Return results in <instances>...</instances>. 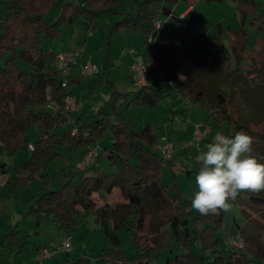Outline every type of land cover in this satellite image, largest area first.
Returning a JSON list of instances; mask_svg holds the SVG:
<instances>
[{
	"label": "trees",
	"instance_id": "16d2710c",
	"mask_svg": "<svg viewBox=\"0 0 264 264\" xmlns=\"http://www.w3.org/2000/svg\"><path fill=\"white\" fill-rule=\"evenodd\" d=\"M176 1L178 0H139L137 11L134 14L120 13L121 18L113 23L110 33L121 29L138 33L147 52L155 53L166 79L171 80L170 85L176 92L184 99L189 98L191 102L198 103L205 111V122L210 124L211 129H221L227 123L229 137L240 130L247 132L254 138L252 154L259 162L264 163V131H254L248 118L241 114L242 111L235 117L228 110L229 100L225 96L217 94L213 97L203 88L193 90L189 81L177 78L181 51L182 59L190 65L212 73L215 79H225L223 82L229 83V91L235 86L241 92L248 83L253 84V88L259 86L264 90V45L251 56H242L244 44L239 40L242 34L239 30L236 32L238 38L232 47L236 64L247 60L248 66L243 68V74L233 79L234 85L227 80L230 75L225 69L228 55L219 38L205 34L193 38L188 31L178 32L171 36L170 48L157 54L153 45L147 42V37L155 33V20L162 14L169 13L165 4ZM3 3L6 9L0 19V154L13 158L22 147L32 124L42 120L49 129L61 130L64 124L69 126L60 133H48L47 129L34 139V149L23 164V167L30 170L27 178L40 173L46 179L44 170L53 161L63 158L58 150L60 146H66L67 152L72 156L79 148L95 146L106 132H109L111 142L103 150L105 157L120 164L118 171L110 173L94 168L92 175L81 177L79 182L74 180L72 171L62 168L64 177L57 188L31 198L26 213L36 219L37 225L43 221H53L63 228H70L76 223V216L73 214L76 207L82 206L86 211L90 207L86 198L92 191L104 190L109 193L117 187L123 196L129 198L127 214L121 227L125 225L130 232L136 228L137 199H142L152 210L147 226L151 241L144 256L157 258L159 255H166L165 264H247L264 258V253L248 246L240 257L234 258L230 250L221 247V240L216 236L226 213L202 216L191 208V200L188 202L183 199V192L175 178L168 185L161 182V154L156 147L157 137L152 126L145 123L137 131L135 125L126 119L121 110L122 103L118 100L129 92L118 91L113 80L108 77L106 79L113 88L112 99L99 106L90 120L77 118L73 126L68 124L72 121H68V113L63 108V98L67 91L60 84L54 51L42 48V41L45 39L52 42L58 37L61 26L83 16L89 26L94 27L100 14L114 13L118 0H84L79 5L64 3L54 20H47L45 17L52 0H3ZM159 40L160 32L154 44ZM238 78L243 85H237ZM156 83L152 79L147 91L140 90L132 100L156 106L161 96L167 94L166 87L169 86L165 84L161 88ZM47 88L50 89L49 95L46 93ZM115 93L117 96H114ZM50 102L57 106L55 114L35 110V107ZM259 102V119H255L256 123L264 121V98ZM72 128H75L73 134ZM4 165L5 163L0 164V168ZM246 194L247 199L242 201L241 211L247 217L243 204L264 206V192ZM238 200L239 196L235 201ZM108 235L111 242L118 246L111 253L114 264H148L142 261L143 255L125 256L120 249V238L114 232L108 231ZM10 236L11 234H5L0 245L18 244L17 237ZM193 242L199 244L202 255L193 248ZM176 243L181 245L182 251L173 254V245ZM207 253H211L212 257H206ZM249 254L251 257L248 258ZM67 264H87V258L78 257Z\"/></svg>",
	"mask_w": 264,
	"mask_h": 264
},
{
	"label": "rangeland",
	"instance_id": "374dc122",
	"mask_svg": "<svg viewBox=\"0 0 264 264\" xmlns=\"http://www.w3.org/2000/svg\"><path fill=\"white\" fill-rule=\"evenodd\" d=\"M4 11L5 6H3L1 13L4 14ZM57 15L55 5L46 14V19L49 20V18L53 17L54 20ZM113 17L118 16L111 12L102 13L97 18L98 24L101 25L98 30L94 27L88 28L83 22L82 17L76 19L74 22L76 29L73 37L74 40L71 44V47L75 49L73 52L75 55H80L83 63L94 64L99 69L98 73L83 77L79 82L71 86L77 103L82 108L83 120H90L95 110L111 98L113 88L110 82L106 80L107 77L114 81L118 91L122 93L129 92L119 97L118 100V102L121 101L122 103L121 110L123 114L128 121H131L135 125L137 131H140L145 123H150L158 137L157 145L162 144L166 140L172 145V159L165 162V167L161 163L163 170L162 182L168 185L170 180L175 178L183 192V199L189 202L197 190L195 176L198 173L200 162L196 158L202 151L197 150L198 152L196 151L197 153H195L191 149L189 150L190 147L184 150L181 147L187 141L184 138V132H175V128L173 127L180 126L183 128L190 122L194 124L201 119H205L206 115L198 107L197 103L191 102L184 104L182 96L171 85L168 86V93L161 96L156 106L152 107L135 99L132 100L140 92L141 86L135 83L133 77L130 80L129 72L124 67L120 68L123 71V75L119 77V71L113 69L116 67V65L114 66L116 57L114 59L112 54H110V59H108L106 55ZM111 18L112 22H110ZM108 21L110 22V26L107 24L108 27L105 30L106 26L103 24L104 22L108 23ZM70 35L71 33H68V24H66L60 28V33L56 39L52 42L43 39L42 44L48 42L49 44L54 43L57 49L68 48ZM153 48L159 54L170 48V42L168 39H165L162 42L154 44ZM179 54V67L177 69V78L179 80H187L193 90L203 88L205 92L213 97L217 94L225 96L229 100L228 110L233 112L232 114L235 117L242 111L241 114L248 118L254 131H264V121L260 123H256L255 121L256 118L259 119V101L264 98V90H261L259 86L253 88V84L248 83L241 92L235 86L229 91V83L226 84L223 82L225 79H222V77L215 79L212 73L201 71L197 67L184 61L181 57V51ZM55 65L58 70L61 68V64L57 61ZM238 65L229 62L225 66L226 73L230 74L227 80L233 85L235 82L233 79L239 76V74L244 73L241 65ZM126 76L128 80L125 79ZM237 82V85H243L240 78H238ZM46 93L48 95L50 94L49 88L46 89ZM114 96H117V94L115 93ZM51 108L53 113H55L57 106L55 108L51 106ZM76 108L75 102V109L70 113L72 123L75 121L73 114L76 112ZM171 116L172 120H170ZM177 120L180 122L177 123ZM39 122L42 123L41 121L35 123ZM43 124L45 125L44 121ZM68 126L64 124L61 130H56L55 128L49 129L47 127L45 129H49L48 133H60L67 129ZM227 129L228 127L225 125L218 130L211 129L209 134L215 136L217 132H220L228 136ZM33 130L34 128L31 127L26 135L28 134L30 136L31 134L33 136ZM40 133H44V128L41 129ZM36 137L37 135L32 139ZM107 137H109V132H106L104 137L99 141L100 146L105 144ZM86 147L88 146L86 145L83 148L86 149ZM58 150L63 158L53 161L44 170L47 174L46 179H43L40 173L37 178H17L14 167L16 165L21 167L23 165L22 163L27 159L28 154L32 153L31 151L28 153L27 150L20 148L13 158L3 153L0 154V164L6 162V165L8 167L10 166L8 171L14 179L10 184L0 185V240L5 234H11V238L17 237L18 243L12 246L7 244L0 245V264H35L38 261H41L43 264H67V262L78 257H86L87 264H114L111 259V253L117 250L118 246L111 242L108 231L114 232L120 238V249L125 256L146 255L145 250L151 241L147 233V226L152 210L142 199H137L135 201L138 206L136 228L130 232L125 228V225L121 227V222L126 217L125 213L129 198L123 196L119 188H114L109 193L104 190L92 191L86 198V202L90 207L86 211L82 206H77L73 212L76 216V223L67 229L53 221H43L37 225L36 219L26 213L31 204V198L58 187L64 177L62 168L66 171H72L73 178L76 182H79L81 177L85 175H92L95 167L104 173L116 172L120 168V164L116 160L110 161L109 158L105 157L102 147L96 151L93 162L84 166L79 157L81 151L79 154L73 153L71 156L67 152L68 148L66 146H60ZM6 177L7 183L8 176L6 175ZM245 199H247L246 192L239 195L238 201H230L232 207L226 213L227 220L222 223V226L226 231L232 228L234 230L241 229L240 232L244 237L246 247L248 246L264 253V206L243 204L248 215L246 217L241 211L242 201ZM223 227H220L216 233V236L220 240L223 238ZM14 233L16 234L14 235ZM67 233L71 236L70 243L72 250L70 252H66L61 248H55L53 255L49 258H41V256L37 255V248L41 245L48 247L49 241L58 247ZM221 247L226 248L222 242ZM173 248V254L182 251L181 245L178 243L174 244ZM193 248L197 253L200 252V255H202L198 243L193 242ZM205 256L212 257L211 253H207ZM148 257L149 259L152 258L151 256ZM166 257V255L157 256V264H165ZM252 263L264 264V258L252 261ZM133 264L137 263L134 262Z\"/></svg>",
	"mask_w": 264,
	"mask_h": 264
},
{
	"label": "crops",
	"instance_id": "0c3cea01",
	"mask_svg": "<svg viewBox=\"0 0 264 264\" xmlns=\"http://www.w3.org/2000/svg\"><path fill=\"white\" fill-rule=\"evenodd\" d=\"M52 1H53V3L51 5V7L48 9V11L46 12V14L55 5H56V12L59 13L62 5L64 3H73L76 5H79V4H83V2H84V0H52ZM138 2H139V0H118V6L116 8L114 7V9H113L114 13L111 12L114 15L118 16V17H113V23L121 18L120 13L134 14L138 9ZM165 5L169 8V13L168 14H162L159 18L161 20L159 42H162L165 39L170 40L171 36L175 35L178 32H182V31H188L190 33V36L193 38L199 34H205L209 37H216V38H219L221 40V42L223 43L225 50L227 52V55H228L227 63L231 62V64L236 63L232 47H233L234 41L238 38V35H236V32L238 30H239V33L242 34L241 35L242 37L240 36L239 40H241V42L243 41V44H244V50L242 52V56L247 55L249 57L255 52L256 49H258L260 46L264 45V0H178L174 3H166ZM3 6H5V9H6L5 3H3V0H0V19L2 17L1 11L3 10ZM108 13H110V12H108ZM46 14H45V17H46ZM170 14H172V15H170ZM82 18H83V22L87 25V27L91 28L89 26L87 20L85 19V17L83 16ZM49 20H53V17L49 18ZM74 22L75 21H73L72 23H69L70 25L68 24V33H71V35L68 39V48L57 49V48H55L54 43L49 44L48 42L45 44H42V48H44L48 51L51 50L54 52L64 50V49H69V50L74 51L75 49H73L71 47V44L74 40L73 37H74L75 29H76L75 28L76 25ZM110 22H112V18L110 19ZM110 22L109 21H108V23L104 22L103 25L106 26L105 30H107V27L110 26L109 25ZM113 23L111 25V28L113 26ZM107 24H108V26H107ZM100 26L101 25L98 24V22L96 20L94 28L98 30V29H100ZM104 33H105V31L103 32V36H104ZM136 35H138V36H136ZM104 38H103V40H104ZM107 45H108L107 54H106L107 58L110 59V54H112L114 59L116 57V60H114V62H115L114 66L116 65V67H118V68H116V67H114V68L112 67V68L117 69V71H119L118 76L121 77L123 75L122 74L123 71H121L120 68L124 67L129 72L130 80L133 77V75H132V64L134 63L136 57L142 56L143 58L147 59L149 57V54H150L146 50V45L144 44L142 37L138 33L128 31L126 29H121L117 32L110 33ZM74 61L75 62L71 65L70 70H69V82H70L69 90L73 94V96L75 98L76 106H77V108L75 110L76 112H74V114H73L74 119L76 120L77 118L83 119V111H81L82 108L77 103V99L75 97V94H74L71 86H72V84L79 82L83 78V77L79 76V72H78V64L80 62L83 63V61L80 58V55H77V54L75 55V53H74ZM237 64H240L242 68H245L248 66V65H246L247 60H242L241 62H239ZM130 75H132V76H130ZM84 77H86V76H84ZM125 79L128 80L127 76L125 77ZM151 82H152V80H150L146 86H142L141 90L146 92L148 87H149V84ZM157 84H159V83H156V86H158ZM159 85L161 88L165 87V84H159ZM166 88L168 91L169 87H166ZM183 100H184V104L191 103L189 98H187V99L183 98ZM197 105L199 108H201L198 103H197ZM51 106L55 108V105L53 104V102H50L47 105L35 107V110L37 109V110H41V111L50 112L52 114H55L56 112L53 113ZM97 109L95 110L94 114L96 113ZM204 113H205V111H204ZM205 115H206V113H205ZM71 117H72V114H71ZM170 120H172V116H171ZM206 120H207V115H206L205 119H201L199 121H206ZM209 120L212 121L211 119H209ZM41 122L42 123L39 122V123H33L32 124L31 127L34 128L33 136L31 134H30V136L27 134L24 137V140H23L24 143H23L21 148L27 150L28 153L30 151L27 149V144L29 142L34 141V139H32L34 136L41 135L40 132H41L42 128H44V131L46 130L45 129L46 125L43 124L42 120H41ZM176 122L179 123L180 121L178 122V120H177ZM68 124H71V126H73V123H71V122H69ZM224 124L227 125V127H229L227 123H224ZM193 125H194L193 122H190L187 126H184L183 128H181L180 126L179 127L178 126L173 127V128H175V132H177V131H179L180 133L184 132V138L188 139L191 135ZM225 125H223V126H225ZM152 129H153L154 134L156 135L153 127H152ZM209 132H207L205 134V136L202 137L195 144V146L193 145V146H190V148L188 147L189 150L191 149L195 153L198 152L197 150L206 151L205 145L208 143H211L215 137L214 135L211 136L209 134ZM156 137H157V135H156ZM110 142H111V139H110V135H109V137H107V140L103 146H100L99 142L95 146H96L97 150L100 149V147H102L104 150V148L106 146H109ZM160 145H161V143L159 145H156L159 154H161ZM188 148H186L184 150H187ZM79 149H77L74 153L79 154V152L81 151L80 152L81 155L79 156L80 160H81L85 151L87 150V147H86V149L83 147L79 148ZM29 156H30V153L28 154L27 159L29 158ZM24 162L22 164H24ZM4 163H5L4 167L0 168V173H5L8 176V182L6 184H10L13 182L14 179L12 177V174L9 173V171H8L10 166L8 167L6 165V162H4ZM165 164H164V167H165ZM14 168H15V173H16L18 179H20L21 177L27 178V176L30 172V170H27L28 168L23 167V165L21 167L16 165ZM95 168H97V167H95ZM97 169L100 171L99 168H97ZM101 172H103V171H101ZM38 175L39 174H36L34 177L37 178ZM165 175L167 176L166 173H165ZM161 182H162V178H161ZM114 188H117V187H114ZM127 208H128V204H127ZM127 208H126L125 216L127 214ZM226 220H227V216H225V219L223 220V222H225ZM220 227H223L222 224L220 225ZM112 228L114 229V227H112ZM240 230H238V229L234 230L232 228V229H229L228 231H230V232H228L223 227V232H222L223 235L222 236L224 237L225 234L226 235H228V234L233 235L236 232H240ZM67 235H69V234L67 233L65 236H67ZM50 242L51 241H49V244H50ZM221 242L224 244L223 238H222ZM45 246L46 245H41L40 247L37 248V255L41 256L40 250L42 247H45ZM245 248H246V244H245ZM249 248H251V247H249ZM226 249L229 250L227 247H226ZM251 249H253V248H251ZM199 254H200V252H199ZM249 257H251L250 254H249L248 258ZM152 258H155V257H152ZM155 263H157V259H156ZM247 264H253V263L251 261V262H248Z\"/></svg>",
	"mask_w": 264,
	"mask_h": 264
},
{
	"label": "clouds",
	"instance_id": "9594fccd",
	"mask_svg": "<svg viewBox=\"0 0 264 264\" xmlns=\"http://www.w3.org/2000/svg\"><path fill=\"white\" fill-rule=\"evenodd\" d=\"M253 144L254 138L243 130L232 137L216 133L196 158L200 167L192 209L202 216L219 215L230 211V201L241 193L264 192V163L252 154Z\"/></svg>",
	"mask_w": 264,
	"mask_h": 264
},
{
	"label": "built area",
	"instance_id": "2783aa9c",
	"mask_svg": "<svg viewBox=\"0 0 264 264\" xmlns=\"http://www.w3.org/2000/svg\"><path fill=\"white\" fill-rule=\"evenodd\" d=\"M172 15V14H170ZM155 33L147 37V42L151 45H154L158 34L160 32L161 20H155ZM55 60L61 64L59 69L60 74V84L67 91L63 98V108L66 113H68V121L70 120V113L75 109V98L71 91L69 90V70L71 65L74 63V52L69 49L60 50L54 52ZM79 76L84 77L88 75H94L99 72V69L96 65L90 63H79L78 64ZM132 75L135 83L139 86H146L148 82L152 79H155L159 84H171V80H167L163 68L159 65L155 53L152 51L149 54L147 59L142 56H137L134 63L132 64ZM211 130L209 123L205 121L195 122L190 137L187 139L186 143L181 147L186 149L190 146L195 145L202 137L205 136L207 132ZM75 132V128L71 129V133ZM27 149L33 151L34 145L32 142L27 144ZM161 153V163L164 165L166 161H169L173 157V147L166 140L160 145ZM96 146H90L84 153L81 163L82 165H88L93 162L96 155ZM7 177L4 173H0V184H6ZM71 236H65L58 247L55 246L53 242H50L48 247H42L40 254L42 258H49L53 255V250L55 248H61L66 252L72 250V245L70 243ZM223 242L225 246L233 253L234 258L240 257V255L245 250V240L243 235L240 232L235 234L224 235ZM143 262L148 264H154L156 262L155 258L149 259L148 256L143 257ZM35 264H42L41 261H38Z\"/></svg>",
	"mask_w": 264,
	"mask_h": 264
}]
</instances>
